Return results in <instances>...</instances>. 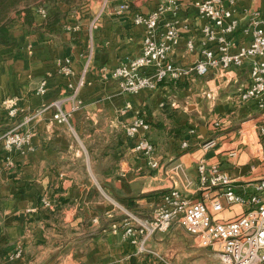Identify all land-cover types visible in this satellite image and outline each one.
<instances>
[{"label":"crops","instance_id":"crops-1","mask_svg":"<svg viewBox=\"0 0 264 264\" xmlns=\"http://www.w3.org/2000/svg\"><path fill=\"white\" fill-rule=\"evenodd\" d=\"M121 1L87 3L79 11L59 2L44 8V16L34 9L30 21L22 12L10 24L16 43L0 53V264H161V253L171 264H191L193 244L184 229L156 232L139 251L123 235L126 214L151 215L174 185L175 162L192 181L188 195L203 199L205 192L195 188L203 154L247 190L264 176V152L257 155L256 137L250 141L243 131L252 123L255 132L261 111L255 101L237 97L248 86L250 60L188 81L166 79L155 90L124 92L109 73L141 51L146 29L132 18L164 0H129L113 12ZM194 1L178 0L176 12L160 20V30L166 21L175 24L179 38L168 59L183 66L202 58L204 46L215 47L202 33L208 20ZM223 1L238 19L230 34L237 51L250 42L251 12L264 14V0ZM6 98L16 99L15 115L3 105ZM56 100L71 112L70 126L54 118ZM138 116L150 124L155 168L124 135ZM13 128L27 130L28 143L7 148L2 136ZM209 137L216 144L203 153L200 143ZM241 210L235 203L215 216L227 219Z\"/></svg>","mask_w":264,"mask_h":264},{"label":"built area","instance_id":"built-area-1","mask_svg":"<svg viewBox=\"0 0 264 264\" xmlns=\"http://www.w3.org/2000/svg\"><path fill=\"white\" fill-rule=\"evenodd\" d=\"M237 0H228L230 4ZM223 0H195L199 14L208 20L202 33L210 44L202 48L203 57L194 63L183 66L168 59V51L178 42V31L172 21H166L160 30V20L166 12H176L178 0H164L156 8L146 14L136 13L132 20L142 24L146 29L141 51L138 55L127 59L112 68L110 76L115 79L124 92H138L141 89L155 90L166 79L191 80L195 74H206L210 68L219 70L231 66H240L244 60H250L249 83L238 93L240 100H253L261 111L254 136L258 147L257 155L264 152V14L251 12V39L246 46L232 51L230 34L238 26V19L231 8L224 5ZM129 6V0H122L112 8L113 12H121ZM41 15H46L44 8H37ZM192 42L187 47L192 48ZM66 73L68 66L64 67ZM42 80L37 91H45ZM56 111L54 118L58 122L70 126V111L60 107V100L54 102ZM9 115L17 113L15 98L3 100ZM212 125L218 126L219 120ZM149 122L142 116L136 117L123 127L124 135L134 139L133 149L139 152L146 163L155 168L158 160L155 146L147 137ZM189 134L195 129L190 128ZM7 148L21 147L28 143L30 133L27 130L9 129L3 133ZM216 144L215 137H209L200 143L203 153L208 152ZM187 147L188 141L181 142ZM235 154V149L230 152ZM197 183L195 188L204 191L203 199H193L188 195L192 185L182 162L171 166L175 177L174 185L165 191L148 217L126 214L122 221L123 235L138 243L139 251L147 250L148 239L156 232L169 230L178 225L185 232L195 236L202 246L217 244L219 256L224 264H264V176L252 183L250 190L236 183L233 177L215 164H207L203 154L197 161ZM243 188L241 191L238 189ZM215 191L212 195L210 192ZM238 203L242 210L227 219L215 216L216 212ZM113 204L117 203L113 200ZM19 252H17L18 255Z\"/></svg>","mask_w":264,"mask_h":264},{"label":"rangeland","instance_id":"rangeland-1","mask_svg":"<svg viewBox=\"0 0 264 264\" xmlns=\"http://www.w3.org/2000/svg\"><path fill=\"white\" fill-rule=\"evenodd\" d=\"M103 0H21L16 5L11 6L8 10L7 16L8 19H12L11 23L19 19V16L24 13L25 8L37 9V8H50L55 6L57 3L62 2L66 3L74 10H80L84 8L87 3H94L97 2L102 3ZM7 19V20H8ZM10 23V24H11ZM252 128V123H247L243 125V131L245 130V135L247 139L252 141L254 138V130ZM249 137V138H248ZM258 147V146H257ZM255 146V148H257ZM187 233V232H186ZM191 237L190 243L193 244L190 248L193 250L194 255L192 256V263L191 264H224L222 259L219 256V252L217 250V244L213 246H202L197 241L194 235L189 234ZM161 264H171L164 254L161 253Z\"/></svg>","mask_w":264,"mask_h":264},{"label":"trees","instance_id":"trees-1","mask_svg":"<svg viewBox=\"0 0 264 264\" xmlns=\"http://www.w3.org/2000/svg\"><path fill=\"white\" fill-rule=\"evenodd\" d=\"M21 0H0V53H4L15 45L16 41L10 32V23L8 19V10ZM33 9L25 8L24 16L27 21L31 20ZM8 19V20H7Z\"/></svg>","mask_w":264,"mask_h":264}]
</instances>
